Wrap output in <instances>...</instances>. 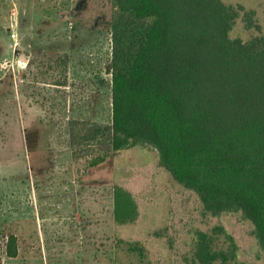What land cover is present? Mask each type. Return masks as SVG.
I'll return each mask as SVG.
<instances>
[{"label": "rangeland", "instance_id": "obj_1", "mask_svg": "<svg viewBox=\"0 0 264 264\" xmlns=\"http://www.w3.org/2000/svg\"><path fill=\"white\" fill-rule=\"evenodd\" d=\"M224 1L256 13L232 36L264 33V0ZM112 16V0H0V240L16 234L20 249L2 264H188L193 231L216 225L239 246L232 264H264L252 223L204 214L156 149L112 151ZM115 184L138 200L133 223L114 221ZM120 238L141 241L146 258Z\"/></svg>", "mask_w": 264, "mask_h": 264}, {"label": "trees", "instance_id": "obj_2", "mask_svg": "<svg viewBox=\"0 0 264 264\" xmlns=\"http://www.w3.org/2000/svg\"><path fill=\"white\" fill-rule=\"evenodd\" d=\"M112 3V151L156 149L160 166L197 195L204 214H241L264 253V33L231 34L242 13L249 29L256 26L255 11L224 0ZM113 197L115 223L135 222L134 193L115 184ZM117 245L146 258L139 240ZM238 250L222 225L195 229L188 264H232ZM2 251L19 255L16 234L0 240V264Z\"/></svg>", "mask_w": 264, "mask_h": 264}]
</instances>
